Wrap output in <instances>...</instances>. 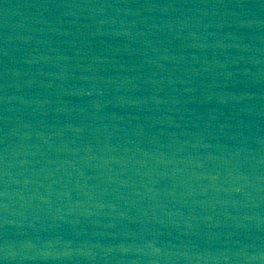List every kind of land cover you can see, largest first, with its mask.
I'll use <instances>...</instances> for the list:
<instances>
[{
    "label": "water",
    "instance_id": "95a60500",
    "mask_svg": "<svg viewBox=\"0 0 264 264\" xmlns=\"http://www.w3.org/2000/svg\"><path fill=\"white\" fill-rule=\"evenodd\" d=\"M0 264H264V0H0Z\"/></svg>",
    "mask_w": 264,
    "mask_h": 264
}]
</instances>
